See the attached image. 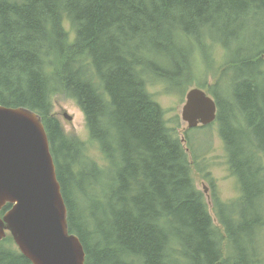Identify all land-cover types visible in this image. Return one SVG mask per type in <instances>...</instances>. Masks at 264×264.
<instances>
[{
    "label": "trees",
    "instance_id": "16d2710c",
    "mask_svg": "<svg viewBox=\"0 0 264 264\" xmlns=\"http://www.w3.org/2000/svg\"><path fill=\"white\" fill-rule=\"evenodd\" d=\"M5 1L7 0H0V2ZM68 1L58 0V3L63 4ZM163 1L165 5L158 17L166 18L167 23L170 22L171 13L180 10L185 17H189V20L199 15V18H207L211 27L224 24L229 30L228 33H222L208 29L205 31V38L200 39L198 30L189 29L185 25L184 29L178 31L180 36L178 45L190 51L194 58L195 53L199 52L200 58L186 63L187 60L175 57L172 63L179 65V75L168 72L169 78L162 79L158 74H154L151 79L156 82L154 86H161L165 94H179L184 92L197 77L204 78L202 85L207 84L208 71L215 69V81L210 85V91L219 108L215 122L222 127V135L231 150L232 163L244 185L235 201H224L215 196V203L217 202L218 206L216 208L223 229H229L230 226L239 229L246 242L252 244L250 249L247 247L248 253L244 255L245 259L247 256L246 264H264V126L255 127L249 120L248 112V108L251 107L255 116L260 113L264 115V52L259 50L262 45L258 48L251 43L254 40L252 38L260 30H264V20L247 14L245 0ZM29 2L33 4L22 10L24 17L27 19L28 9L37 12L39 15L30 24L37 25L42 22L41 18L52 1L26 0L19 7H24ZM138 5L137 0H92L91 7L86 10V19L89 21L87 28L76 24L73 18H68L69 27L64 25V31L61 33L65 36L63 43L69 45L72 54L78 39L84 33L95 34L101 39L108 38L109 26L129 19L137 11ZM0 10H3V7H0ZM2 17L13 21L17 19L16 13L11 15L7 11ZM233 31L245 39L233 42L229 36ZM40 32L44 33V30ZM4 34L5 31L0 26V40ZM55 34H49L53 36L50 40L57 36ZM92 40L95 49L100 53L103 51L101 56L105 58L108 52L104 51L107 42L102 40L104 42L102 45L98 40L93 38ZM189 40H192L191 43H188ZM34 44L36 48L34 52L38 53L36 56L43 58L42 64L39 65L40 69L43 68L40 70L43 79H39L33 71L21 69L30 72V80L22 89L17 75H11L12 71L3 73L0 69V105L25 107L38 112L45 119L57 158L58 178L70 210V229L76 231L84 245L87 254L86 264L145 262L135 255H129L130 251L143 253L148 258L147 264H161V257L167 261L164 235H161L153 225V218L159 219L158 228L162 232L166 234L177 232L181 237L186 236L189 243L197 246L198 251L207 254L209 259L211 256L208 237H213L209 225L218 230L222 229L213 223L202 193L196 189L191 180L189 183L187 164L181 156L177 143L169 141L166 130H161L159 121L155 117V111L159 112V109L152 103L153 93L145 89L146 95L135 89L125 64H122L119 70L112 72L110 81L106 85L95 65V57L90 56L86 60L87 65L81 73L96 80L95 87L99 96L94 97L105 105L106 90L113 91L120 107L116 117L122 119V125L128 132L120 139L125 146L119 142L126 152H121L115 145L109 148L106 142L99 140L96 133L94 115L97 109L89 90L86 91L88 88L79 82L72 84L77 78L70 76L74 72V67L68 64V55L50 41L37 39ZM216 45L220 46L222 52L218 51L219 48L214 52ZM262 49L264 51V46ZM147 52L148 57L152 59L154 51L148 49ZM159 56L161 63L170 62L166 55L159 53ZM17 57L23 63H27L28 58H33L25 57L23 54ZM203 58L205 60H202ZM56 61L60 62L58 68L54 66ZM98 72L102 79L98 78ZM10 79L15 83L14 91L9 85ZM240 81H244L247 85L241 88L243 92L241 94L237 89ZM58 94L76 100L84 110L91 140L98 144L101 154L105 157V165H101L91 155L87 142H83L79 136L76 138L66 134L57 117L52 115L53 99ZM147 96L152 103L150 105L146 102ZM225 119L229 124L225 123ZM226 125L230 128L231 134L240 133L238 138L235 137L237 140L226 134L224 130ZM115 126L116 122L112 128ZM128 137L136 140L138 147L143 148L140 150L136 147V152L129 150ZM115 152L118 158L113 157ZM178 161L181 165H178ZM240 161H243V164H240ZM138 169L142 170L144 175L143 180L138 181V184L152 186L154 195L148 193L145 197L137 196L134 199L125 195L124 198L129 202L136 203L137 211H131L126 207L115 218H105L104 222L100 223V216L94 211L106 204L99 199V195L104 197V191L113 189L118 179L121 182L128 181V172L137 176ZM189 188L194 200L189 194ZM158 201L160 204L156 206ZM10 207L11 205L6 207L2 214ZM169 211L178 214L180 218L178 223L176 220L169 221L165 217L159 218ZM4 241L0 242V264H30L22 254L5 246ZM9 242L12 240L9 239ZM175 242L180 243L179 240L173 241L169 244V249L173 250ZM191 263L207 264L205 260L191 261Z\"/></svg>",
    "mask_w": 264,
    "mask_h": 264
},
{
    "label": "bare ground",
    "instance_id": "6f19581e",
    "mask_svg": "<svg viewBox=\"0 0 264 264\" xmlns=\"http://www.w3.org/2000/svg\"><path fill=\"white\" fill-rule=\"evenodd\" d=\"M51 1L48 9L44 12L45 15L41 18L42 22L37 25H30L32 21H34V18L39 15L37 12L30 9L26 10L27 19H25L22 11L28 6H31L33 4L32 2H29L24 7L19 6L23 5L26 0H7L5 2H0V7H3V10H0L2 15H6V11L11 15L14 13L17 15V19L13 21L3 18L0 14V26L5 31L4 37L0 40V50H3L0 52V69L3 73L12 71L11 75H17L21 88L24 89L25 85L30 80V72L21 69L33 71L38 75L39 79H43L40 73V70L43 68L40 69L39 67V65L42 64L43 58L37 57L38 53L36 54V52H34L36 49L34 42H36L37 39H43L45 41H50L52 44L54 43V46L60 47L61 51L68 55V64L74 67V72H72L70 76L76 77L77 79L73 81L72 84L75 85V82L82 83L83 86L88 88L86 91L89 90L91 97L94 99L97 109L94 115V125L96 133L100 138L98 139L103 143L106 142L109 148H112L115 145L121 152L126 151L124 147L121 148L119 142L124 146L125 143L123 140L120 141V139L124 135H127L128 132L122 125V119L116 117L117 111H120L119 104L115 100L111 89L106 90L107 101L105 100V105L94 97L96 95L99 96L95 87L96 80L91 76H83L81 73L87 65L86 60H88L90 56L95 57V65L102 74L106 85L107 82L110 81L112 72L119 70L120 66L125 64L130 72V78L135 89L146 94L145 89L156 84V82L151 79L154 74H158L162 79L169 78L168 72L179 75V65H173L172 63V60L175 57L180 60H187L186 63L195 59L190 51H186L178 45L180 41L178 31L184 29L185 25L189 29L198 30L200 39L205 38V31L208 29H213L222 33H228L229 31L224 24L211 27L209 20L207 18H199V15L193 16V19L189 20V17H185V14L180 10L173 11L170 16V22L167 23L166 18L158 17V14L163 10L165 5L163 0H137L139 2L138 7L136 8L137 11L134 12L129 19L124 22H115L109 26V39H101L95 34L87 35L84 33L83 36L78 39L79 41L76 49L71 54L72 49L67 43H63L65 36L61 33L64 31V25L69 23L68 18L71 17L75 20L76 24L83 26L86 29L89 24V21L86 19V10L91 7L92 0H69L67 3L63 4H59L58 0ZM38 6L41 7L43 5ZM41 11L43 12L42 9ZM245 11L249 15L264 20V0H245ZM136 18L139 21H135ZM40 30H44V33H41ZM48 33H56L55 35L57 36L50 40L53 36H50ZM229 36L233 42L243 41L245 39L242 35L234 31L231 32ZM92 38L98 40L102 45L104 44L103 41L107 42L104 51L108 52L105 58L101 56L103 51L100 53L95 49V44ZM252 39H254L251 41L253 45L258 48H260L261 45L263 47L264 30H260V32ZM191 41L192 40H189L188 43H191ZM262 47L259 50L264 52ZM148 49L154 51V57L152 59L148 57ZM11 53L13 55H11ZM159 53L166 55L165 57L170 62L168 64L161 63ZM22 54L25 57L31 56L33 58H28L27 63H23L22 60L17 57ZM202 60H205V58ZM59 64L60 62L56 61L54 66L58 68L60 67ZM100 73L98 72L97 76L99 79H102ZM9 85L12 86V91L16 89L15 83L11 79ZM243 86H247L244 81H240L237 84V89L240 91H238L240 94L243 93L241 91ZM240 96L244 99L242 95ZM147 99L146 102L149 105L152 104L148 96ZM156 111L155 117H157L159 121V126L161 130H165L164 125L161 122V116L159 112ZM253 111L254 110L251 107L248 108L249 120L251 123L254 124L255 127L258 125L264 126V115L260 113L255 116ZM110 120L112 121L111 123ZM242 120L244 121V118H242ZM114 122H116V126L112 128ZM225 123H228L227 119H225ZM224 130L233 140H237L236 138L240 136L239 132L231 134L230 128L227 127V125L224 127ZM109 131H111L112 134L109 133ZM167 138L169 141L175 142L169 136ZM128 139L130 141L129 150L136 152L135 148L138 147L136 140H131L129 137ZM138 148L141 150L143 147L139 146ZM113 157L118 158L116 152L113 154ZM239 163L243 164V161H240ZM178 165H181L180 161H178ZM186 168L187 177L190 183L189 167L186 165ZM138 171L137 176H133L132 174L134 173L131 174L128 172V181L121 182L120 179H118L114 183L113 189L104 191V197L99 195V199L106 204L104 207L94 211L95 214L100 216V223L104 222L105 218H115V216L126 207L131 211H137L136 203L133 201L129 202L124 198L125 195L131 199H134L137 196L140 198L145 197L148 193H153L154 195L152 186H140L138 184V181L143 180L144 178L143 171L140 169H138ZM179 171L180 170L178 169V172ZM190 196L194 200L192 194H190ZM158 204H160V201H158L156 206H158ZM173 213L172 211H169L168 213L165 212L162 216H159V218L165 217L169 221L176 220L178 223L180 218L177 213ZM158 222V218H153V225L158 229L161 235H164V245H167V261H164L161 257V264H192L191 261L194 262L198 260H205L207 264H246L247 262V256L245 259L244 255L248 253V249L251 248L252 244L246 242L242 231L239 229L230 226L229 229L225 228L223 230H218L214 226L209 225L213 237H208L210 256L212 257H209L208 259L207 254L198 251L197 246L191 245L186 236L181 237V234L177 232L167 234L162 232L158 228ZM176 240H179L180 243L175 242L173 250L169 249V244ZM226 244H230L228 251L225 248ZM129 255H135L138 259L145 261L141 264H147L148 258L143 253L130 251Z\"/></svg>",
    "mask_w": 264,
    "mask_h": 264
},
{
    "label": "water",
    "instance_id": "95a60500",
    "mask_svg": "<svg viewBox=\"0 0 264 264\" xmlns=\"http://www.w3.org/2000/svg\"><path fill=\"white\" fill-rule=\"evenodd\" d=\"M214 112L210 102L188 120L191 125L198 119L206 122ZM13 200L16 205L5 216L4 226L26 256L35 264H84L80 241L67 232L61 185L40 118L26 109L0 107V210ZM2 226L0 218V238Z\"/></svg>",
    "mask_w": 264,
    "mask_h": 264
},
{
    "label": "rangeland",
    "instance_id": "374dc122",
    "mask_svg": "<svg viewBox=\"0 0 264 264\" xmlns=\"http://www.w3.org/2000/svg\"><path fill=\"white\" fill-rule=\"evenodd\" d=\"M174 107L176 108V113L179 112V103H174ZM165 108V107H164ZM174 108V109H175ZM56 112H59L60 116H58L61 120L63 125L66 126L68 131L74 132L78 136H80L84 140H89V135L87 131V125L85 121L84 114L80 107L77 105V103L72 99H64V97H59L56 99V104L54 107ZM67 111L70 115L73 116L74 123L72 121H68L64 119L63 113ZM75 127V128H74ZM74 128V129H73ZM206 139L205 137L202 138V140ZM205 141V140H204ZM91 152L94 153L98 157V153L96 151V148L94 145H92ZM222 154L219 151H213L206 163L210 166L212 169V176L214 177L217 185V190L220 196L225 201H235L238 194V189L236 186V182L233 178L229 176V173L226 169V167L222 164ZM195 180L197 183V186L199 188L208 187V184L204 181L202 175L195 173ZM210 192L208 188V193ZM206 197V194H205ZM210 197V195H209ZM206 200L210 204V198L209 200L206 197ZM215 221V220H214ZM215 224H218V220L215 221Z\"/></svg>",
    "mask_w": 264,
    "mask_h": 264
}]
</instances>
